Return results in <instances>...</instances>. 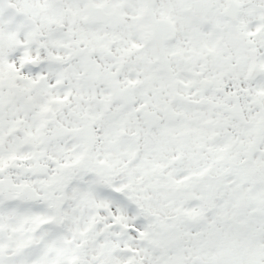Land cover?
<instances>
[{
	"label": "snow or ice",
	"instance_id": "obj_1",
	"mask_svg": "<svg viewBox=\"0 0 264 264\" xmlns=\"http://www.w3.org/2000/svg\"><path fill=\"white\" fill-rule=\"evenodd\" d=\"M0 264H264V0H0Z\"/></svg>",
	"mask_w": 264,
	"mask_h": 264
}]
</instances>
